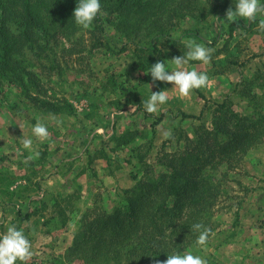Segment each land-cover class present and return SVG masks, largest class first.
<instances>
[{
	"label": "rangeland",
	"instance_id": "374dc122",
	"mask_svg": "<svg viewBox=\"0 0 264 264\" xmlns=\"http://www.w3.org/2000/svg\"><path fill=\"white\" fill-rule=\"evenodd\" d=\"M234 3L235 0H230L225 11L210 15L197 24H180L171 32V38L178 41L174 46L165 41L159 44L162 49H168L164 52V59L169 60L183 55L185 50L181 42L189 39L204 44L212 52L209 63L189 61L184 66L185 70L195 68L206 73L208 83L191 90L186 96L176 90L168 91L167 102L154 113L144 110L142 100L149 97L150 90H171L172 84L153 82L150 74L139 71L134 45L142 38L139 45L144 46L150 38L143 36V32L136 39L135 35L126 38L116 27V14L108 11L103 16L114 21L105 22V31L98 32L103 39L99 48L86 50L81 58L78 54L61 55L62 76L48 71L46 77H42L47 99L62 102L63 106L67 101L72 110L64 106L61 113L47 112L25 99V90L10 86L3 89L0 94V188L10 183L9 189L14 185L15 189H25L24 196L14 201L21 205L22 215L31 211L33 206L39 208L37 215L29 220L16 218V225L24 230L32 246L33 255L24 264H53L55 258L64 259L82 212L99 196L107 197L108 202L114 200L116 187L106 186L95 174V168L93 171L86 168L80 175L83 177L88 172L89 176L80 180V193L39 198L42 191L40 182L47 180L44 178L48 174L44 171L37 173L34 160L26 159L29 152L23 148L22 139L31 137L33 148L43 158L47 154L46 146L53 138L56 149L70 158L84 153L86 159L85 151L96 149L97 158L105 167L107 165L104 169L122 172L127 177L137 172L143 175L144 163L156 165L163 142H166V150L175 151L183 146L180 134L193 135L198 125H210L217 102L229 97L234 108L240 110L246 106L250 109L256 104L251 97L252 91L264 99V30L258 28V20L264 17L253 21L238 18L233 22L251 26L249 31L236 28L230 32L229 23L232 22L224 19L230 7L235 9ZM87 29L83 28L79 34ZM30 90L37 92L33 87ZM183 113L201 118H183ZM162 116V120L156 123ZM37 121L44 123L49 132L44 140L32 135L31 125ZM127 131H131L134 139L127 145H120L119 137L125 136ZM104 147L111 149L110 165L100 152ZM136 153L137 156L131 159ZM139 159L144 160L143 164L134 169L135 163H140ZM100 164L97 162V167ZM160 168L155 166L156 171ZM22 180L27 181L26 184H20ZM123 183L129 185L130 179ZM27 186L29 188H25ZM0 199L3 202L9 199L1 189ZM215 209L218 230L206 240L205 245H195L188 251L201 255L207 264H264V145L252 150L237 171L230 174ZM65 219H68L67 225L62 227ZM6 227L3 225L0 232Z\"/></svg>",
	"mask_w": 264,
	"mask_h": 264
},
{
	"label": "trees",
	"instance_id": "16d2710c",
	"mask_svg": "<svg viewBox=\"0 0 264 264\" xmlns=\"http://www.w3.org/2000/svg\"><path fill=\"white\" fill-rule=\"evenodd\" d=\"M78 3L79 0H0V94L6 86L21 88L26 91L24 98L34 107L54 114L63 112L64 106L72 110L67 101L63 106L62 102L47 99L42 77H46L48 71L62 76L61 55L78 54L81 58L86 50L99 48L103 39L98 32L105 31V22L114 21L103 13L116 14V27L126 38L135 35L136 39L142 32L150 38L144 46L139 45L142 38L134 45L136 65L143 73L149 65L164 59L161 42L170 46L178 42L171 38L172 30L180 24H197L225 11L230 0H101V11L90 29L80 34L83 28L72 18ZM248 26L229 23L230 32L236 28L249 31L251 26ZM30 87L37 92L32 93ZM262 95L264 97V93ZM258 96L256 91L251 92L256 104L250 109L249 106L235 109L229 97L217 102L211 124L198 125L193 135L180 134L183 146L175 151L166 150V142H163L156 158V165L161 168L156 171V165L144 163L143 175L133 173L136 182L132 187L117 188L114 200L108 202L107 197L99 196L93 205L86 207L65 258H55L53 264L75 261L80 264H157L167 258L166 254L188 251L197 245L199 233L192 229L196 223L209 229L210 238L219 228L215 208L224 183L252 150L264 145V99ZM182 115L183 118H201ZM162 118L155 122L159 123ZM119 138L120 145L134 139L131 131ZM105 147L100 152L110 165L108 152L111 149ZM88 152L87 168L93 171L97 152L96 149ZM136 156L137 153L132 154L131 159ZM143 161L139 159L134 169H139ZM10 185L0 189L9 196L7 201L14 203L24 196L25 189L11 190ZM28 207L30 209L31 205ZM38 211V206H33L22 215L17 208L15 219L29 220ZM67 222L65 219L61 226L65 227Z\"/></svg>",
	"mask_w": 264,
	"mask_h": 264
},
{
	"label": "clouds",
	"instance_id": "9594fccd",
	"mask_svg": "<svg viewBox=\"0 0 264 264\" xmlns=\"http://www.w3.org/2000/svg\"><path fill=\"white\" fill-rule=\"evenodd\" d=\"M234 5V10L230 7L226 11L225 22L237 21L238 18L253 21L257 20L258 17H264V0H235ZM100 11L101 0H79L72 13V18L76 24L87 29ZM258 28L264 30V18L258 20ZM181 43H183L185 50L183 55L173 57L170 60L159 59L149 65L147 72L144 71L145 74H150L153 82L172 84L171 90L165 89L158 92L150 90L149 97L142 100L143 108L148 113L156 112L160 106L167 102L168 91L176 90L180 95L186 96L191 90L203 87L208 83L209 78L206 73L198 72L195 68L185 70L184 66L189 61L209 63L212 49L192 39ZM160 51L167 52L168 49L165 48ZM147 85L150 88V85ZM31 132L39 140H44L49 135L46 125L39 121L31 125ZM22 146L29 152L26 157L27 160L39 157L40 153L33 148L31 137L22 139ZM192 229L199 233L196 237V244L205 245L209 229L199 223L193 224ZM32 255L31 241L22 228L11 223L7 225L5 231L0 232V264H17L18 261L24 264ZM166 256L164 261H157V264H207L206 259L192 251H173Z\"/></svg>",
	"mask_w": 264,
	"mask_h": 264
},
{
	"label": "crops",
	"instance_id": "0c3cea01",
	"mask_svg": "<svg viewBox=\"0 0 264 264\" xmlns=\"http://www.w3.org/2000/svg\"><path fill=\"white\" fill-rule=\"evenodd\" d=\"M223 89L225 90L226 88H223ZM48 144L49 146L48 147L46 146L47 154L44 158H41L39 156L37 158L32 159L35 162L34 169L37 171V173L44 171L45 173L48 174L44 178V179H47V178L48 179L42 180L40 182V185L42 186V191L40 190L41 193H40L39 198L44 197V195H60V196L66 197V196H69V194L72 195L73 193H76V194L80 193V187H79L80 180H82V178L84 177L89 176L88 172H86V174L83 177L81 176L83 170H85V168L88 167L87 164H88L89 152L87 150L85 151V153L87 154L86 159H84L85 158L84 153L81 154L80 156L78 154L76 157L70 158L68 157L69 155H67L66 153L59 152L56 149L55 147L56 142L53 141V138H52L51 143H48ZM93 151L94 149H92L90 153H92ZM108 155L109 157H111L112 153L108 152ZM97 162L101 163L99 167H97ZM82 163L83 165H81ZM94 163L95 164L94 165L92 164V167L95 168V172L97 173V176L101 180H103L104 184L108 187L115 186L116 189L117 188H130L136 182L132 178V176L127 177L122 172L118 173L116 170L111 172L109 168L108 170L104 169L107 167V165L105 167L104 164L101 162V160L98 158H95ZM52 172L54 173L51 174ZM128 178L130 179L129 185L127 184L124 185L123 182H127ZM35 180H37V178H35ZM26 182L27 181L22 180L19 183L26 184ZM34 184L37 185L38 182ZM14 189H15V185L11 187V190H14ZM20 206L21 205H18L17 203H10L8 201L3 202L2 199H0V228L3 227V225L7 226L8 224H11L15 220V219H12V218H15V217H12V214L15 215L14 210H16L17 208H20ZM40 219L44 220V217H40ZM77 225L79 226V220H78ZM217 234L219 233H216L215 235ZM73 237L74 236H72V241H73Z\"/></svg>",
	"mask_w": 264,
	"mask_h": 264
}]
</instances>
